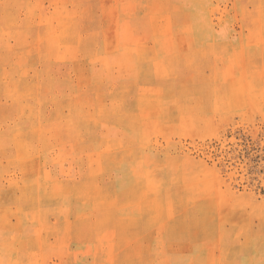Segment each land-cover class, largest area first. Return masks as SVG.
I'll return each mask as SVG.
<instances>
[{
    "label": "rangeland",
    "instance_id": "rangeland-1",
    "mask_svg": "<svg viewBox=\"0 0 264 264\" xmlns=\"http://www.w3.org/2000/svg\"><path fill=\"white\" fill-rule=\"evenodd\" d=\"M0 264H264V0H0Z\"/></svg>",
    "mask_w": 264,
    "mask_h": 264
},
{
    "label": "bare ground",
    "instance_id": "bare-ground-1",
    "mask_svg": "<svg viewBox=\"0 0 264 264\" xmlns=\"http://www.w3.org/2000/svg\"><path fill=\"white\" fill-rule=\"evenodd\" d=\"M166 113H167V112H166ZM186 118H187V117H186ZM131 164H132V163H131ZM131 164H130V165H131ZM132 165H133V164H132ZM132 165H131V166H132Z\"/></svg>",
    "mask_w": 264,
    "mask_h": 264
}]
</instances>
